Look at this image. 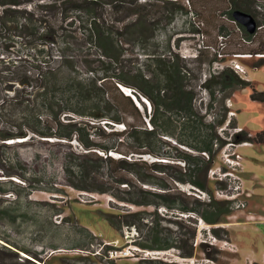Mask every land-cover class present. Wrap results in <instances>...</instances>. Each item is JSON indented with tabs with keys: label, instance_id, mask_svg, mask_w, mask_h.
<instances>
[{
	"label": "rangeland",
	"instance_id": "rangeland-1",
	"mask_svg": "<svg viewBox=\"0 0 264 264\" xmlns=\"http://www.w3.org/2000/svg\"><path fill=\"white\" fill-rule=\"evenodd\" d=\"M162 1L130 0L129 8H122V17L129 12L143 13L150 23L156 18L159 26L164 25L156 40L147 43L146 55L135 49L130 56L132 63H149L146 60L153 56L157 45H160L158 51L163 52V57L171 53L178 55L184 72H187L186 88L194 92L196 121L202 119L204 124L215 126L217 121L224 120L215 129L225 144L221 148L219 142L214 145L212 165L206 173H198L194 178L207 186L206 192L174 180V175L184 173L186 166L184 161H173V158L160 159L164 162L163 172L140 168L142 173L169 185L170 189L140 186L165 193L161 200L166 203L174 200L182 207L198 212L170 210L164 206H135L119 202L109 194L79 191L66 184L62 172L65 155L82 151L76 141L70 142L71 146L25 143L10 152L14 170L24 178H5L0 171V180L6 183L1 186L5 192L0 191V264H107L97 252L104 255L112 247L123 249L127 246L158 252V255L143 260L139 253L135 258H117L113 264H264V145H227L232 143L237 128L252 134L264 130V104L251 100L252 89L249 87L236 91L224 89L219 78H215L223 69L233 71L230 65L238 62L244 67V73H233L251 81L257 91H264V58L258 57L264 55V0H257V11L262 16L252 35L232 21V0H179L188 14L178 15L170 23L158 19L165 15L167 8ZM156 11L159 13L153 16ZM136 15L127 20L135 23ZM241 55L250 57L238 58ZM3 56L15 57L8 51ZM132 96L137 100L133 99V103L139 114L128 110L122 118L132 129L144 122L148 129L152 128L147 123L149 102L145 98H136L133 93ZM121 104L125 107L126 101ZM85 119L76 117V120L89 121V118ZM93 121L96 128L86 131L95 141L110 143L116 140L102 137L103 130H124L122 125L112 129L101 119ZM229 121L233 124L228 126ZM210 131L213 134V130ZM177 134L191 139L180 128ZM161 138L166 142L161 146L166 155H175V147L208 159L205 153L180 145L175 139ZM144 159L148 162L157 160L152 156ZM236 159L239 166H236ZM8 180H15L21 186L9 184ZM29 184L33 187H28ZM172 185L176 189H171ZM7 211H13L15 218L9 217ZM105 213H137L133 217H122L126 223L135 222V225L123 226L117 233L104 219ZM200 213H207L210 218L217 219V223L209 224ZM107 243L109 247L105 245ZM138 243L153 248L147 249ZM157 245L168 246V249H154ZM190 246L192 256L182 257L181 253Z\"/></svg>",
	"mask_w": 264,
	"mask_h": 264
},
{
	"label": "trees",
	"instance_id": "trees-1",
	"mask_svg": "<svg viewBox=\"0 0 264 264\" xmlns=\"http://www.w3.org/2000/svg\"><path fill=\"white\" fill-rule=\"evenodd\" d=\"M162 2L167 8L165 15L157 17L160 20L170 23L176 16L188 14L179 0ZM231 4V19L233 11L238 10L250 14L256 23L260 21L262 14L257 11V0H232ZM129 5L130 0H0V171L5 178H24L14 170L10 152L25 143L71 146L70 142L76 141L82 151L71 153V156L66 154L62 162L65 182L72 188L109 194L119 202L135 206H164L197 213L196 209L182 207L174 200L171 203L162 201L163 192L140 186L170 189L169 185L142 173L140 168L163 172L164 162L160 159L184 161L185 172L174 175V180L206 192L207 186L194 178L198 173H206L212 165L214 145L219 142L221 148L225 144L215 129L224 120L217 121L215 126L204 124L202 119L196 121L194 92L186 88L187 72L178 55L171 53L163 57V52L158 51L160 45L156 44L153 56L146 60L149 63H132L130 56L135 49L146 55L147 43L156 40L164 25L159 26L156 18L150 23L143 13L129 12L126 17L120 16L122 8H129ZM158 13L156 11L153 16ZM134 15L135 23L127 20ZM232 21L251 35L241 24ZM7 51L15 57H1ZM79 67L84 69L81 71ZM215 78H219L224 89L236 91L249 87L251 100L264 104V91H257L251 81L239 78L233 71L223 69ZM124 89L130 93L126 94ZM132 93L149 102L147 123L152 128L148 129L144 122L132 129L122 118L128 110L139 114ZM121 101H126L125 107ZM145 111L147 113L146 106ZM76 117L89 118V121L76 120ZM93 119H101L109 128L122 125L124 130H103L102 137L116 140L110 143L95 141L86 131L96 128L97 125L91 123ZM230 124L233 123L229 121L228 126ZM179 128L191 139L178 135ZM161 136L205 153L208 159L175 147V155H166L161 151L166 143ZM17 140L22 141L9 142ZM231 140L234 144L264 145V130L252 134L241 128ZM146 156L157 160L148 162L144 159ZM8 181L21 186L15 180ZM2 184L6 183L0 180V191L5 192ZM172 186L171 189H176ZM28 187L33 186L29 184ZM6 214L15 218L13 211ZM136 214L105 213L104 219L119 233L123 226L135 225V222L126 223L122 217ZM206 214L200 213L201 218L209 224L217 223V219ZM154 249H168V246L157 245ZM192 253L190 246L181 256L189 258Z\"/></svg>",
	"mask_w": 264,
	"mask_h": 264
},
{
	"label": "built area",
	"instance_id": "built-area-1",
	"mask_svg": "<svg viewBox=\"0 0 264 264\" xmlns=\"http://www.w3.org/2000/svg\"><path fill=\"white\" fill-rule=\"evenodd\" d=\"M241 56H245V55H241ZM260 56H264V55H258L259 58H264V57H260ZM238 58H243V57H240L239 56ZM230 68L235 73H237L239 75L242 74V73H244V69H243L244 67L242 66V64H239L238 62H234L233 65H230ZM128 92L130 93V90H128ZM232 115H234V113H232ZM240 130L241 129H238L237 128L236 129V132L237 131H240ZM227 145H233V143H228ZM109 155H112V154L110 153ZM236 158L237 159H240L239 155H237ZM226 161L229 162V163H231V164H233V162H231L229 160H226ZM236 162H237L236 166H239L238 160ZM90 196H92V195L90 194ZM105 245H109V244L107 243ZM100 248L102 249L104 247L102 246ZM139 253L142 254V256L139 257L141 259L149 258V256L151 257V256H157L158 255V252L142 251V250H140L139 247H136V246H132V247L131 246H127L126 248H123V249L117 248V247H115V248L112 247L109 250L107 249V252L104 255L101 252H97V254L99 256H102V258H103L104 261L108 262L107 264H112V262L116 261L117 258L119 259V258H135V257H138L137 254H139Z\"/></svg>",
	"mask_w": 264,
	"mask_h": 264
},
{
	"label": "water",
	"instance_id": "water-1",
	"mask_svg": "<svg viewBox=\"0 0 264 264\" xmlns=\"http://www.w3.org/2000/svg\"><path fill=\"white\" fill-rule=\"evenodd\" d=\"M232 19L241 24L251 35L254 34L258 28L257 23L250 14L235 10L232 13Z\"/></svg>",
	"mask_w": 264,
	"mask_h": 264
},
{
	"label": "bare ground",
	"instance_id": "bare-ground-1",
	"mask_svg": "<svg viewBox=\"0 0 264 264\" xmlns=\"http://www.w3.org/2000/svg\"><path fill=\"white\" fill-rule=\"evenodd\" d=\"M240 57H243L244 59H246V58H249L250 56H248V55H245V56H240ZM260 57H264V56H260ZM131 96H132V94H131ZM133 97V96H132ZM136 100V99H135ZM137 101V100H136ZM20 141H22V140H17V141H10V142H20ZM234 163V162H233ZM236 164H237V162H236ZM92 196H94V195H92Z\"/></svg>",
	"mask_w": 264,
	"mask_h": 264
},
{
	"label": "clouds",
	"instance_id": "clouds-1",
	"mask_svg": "<svg viewBox=\"0 0 264 264\" xmlns=\"http://www.w3.org/2000/svg\"><path fill=\"white\" fill-rule=\"evenodd\" d=\"M124 91H125L126 94H129L128 90L124 89ZM134 100H135V99H134ZM135 101H136V100H135ZM111 156H113V155H111Z\"/></svg>",
	"mask_w": 264,
	"mask_h": 264
},
{
	"label": "crops",
	"instance_id": "crops-1",
	"mask_svg": "<svg viewBox=\"0 0 264 264\" xmlns=\"http://www.w3.org/2000/svg\"><path fill=\"white\" fill-rule=\"evenodd\" d=\"M117 239V238H116Z\"/></svg>",
	"mask_w": 264,
	"mask_h": 264
}]
</instances>
